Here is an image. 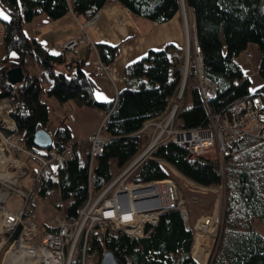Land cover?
Segmentation results:
<instances>
[{
	"label": "trees",
	"instance_id": "obj_1",
	"mask_svg": "<svg viewBox=\"0 0 264 264\" xmlns=\"http://www.w3.org/2000/svg\"><path fill=\"white\" fill-rule=\"evenodd\" d=\"M109 0H0V6L10 19L0 17L2 43L7 55L0 60V99H8L14 106L13 118L19 134L28 146L33 144L38 129H49L50 110L45 93L59 104L73 101L79 106L89 105L107 115L102 132L107 136L102 153L95 156L90 169V143H71L69 126L62 120L53 134V149L58 152L71 144L74 157L65 168H55L35 187L41 195L58 189L63 217L73 220L89 191L97 195L115 176L111 171L114 160L124 168L150 139L151 130H142L146 121L160 119L169 109L181 88L184 50L168 44L160 50H150L146 56L125 68L124 88L117 101L103 102L95 97L96 85L87 72L88 60L67 59L66 51L50 54L36 38L30 37L24 26L39 14L56 20L68 12L85 14L87 18L99 11ZM131 12L156 22L170 20L182 7V0H118ZM198 17L202 43L203 71L216 84V94L208 102L203 100L195 60L189 65L185 86L179 99L191 96V104L177 103V125L182 128L205 126L212 113H226L243 97H259L264 109V0H184ZM220 15L213 18L211 30L200 25V15ZM213 22L218 24L213 28ZM218 35V41L213 35ZM216 35V36H217ZM221 42L225 53L220 54ZM203 43L209 46L207 51ZM256 44L260 50L259 76L263 79L255 91L235 57ZM103 62L111 64L118 46L97 43ZM208 48V47H207ZM14 51L18 61L10 60ZM205 51V52H204ZM34 56L44 65L46 76L52 79L49 87L42 78L27 72L26 57ZM21 65L24 78L12 84L8 69ZM177 100V99H176ZM177 102V101H176ZM154 155L165 159L179 172L203 185L224 182L223 213L217 241L207 264H264V234L254 221L264 228V123L261 136L248 134L223 153V162L205 156L189 158L187 151L173 142L160 145ZM169 176L166 168L154 159L143 161L132 175V181L146 182ZM33 205L29 204L28 212ZM150 227L148 226L147 229ZM46 230L56 231L54 225ZM193 232L186 228L178 210L163 213L145 236H131L111 229L91 234L88 253L101 256L111 251L118 264H199L191 254ZM5 249V248H4ZM3 249V251H4ZM2 251V252H3ZM2 252L0 255H2ZM76 264V262L74 263Z\"/></svg>",
	"mask_w": 264,
	"mask_h": 264
},
{
	"label": "built area",
	"instance_id": "obj_2",
	"mask_svg": "<svg viewBox=\"0 0 264 264\" xmlns=\"http://www.w3.org/2000/svg\"><path fill=\"white\" fill-rule=\"evenodd\" d=\"M97 15L98 11L94 13V19ZM85 34L84 30L81 35L70 37L64 42L63 50L67 55L72 54L88 38ZM192 54L202 83L200 91L208 107L209 100L216 94L217 84L204 74L203 54L197 40ZM245 54L247 59L252 57L249 51ZM186 55L189 60L188 49ZM110 67L111 64L103 62L99 55L95 70L108 73ZM0 106L2 116L6 115L4 122L0 120V254L5 248L0 255L1 264L6 260L18 261L23 249L30 260L33 259L30 262L32 264H87L89 238L94 232L111 229L131 236H145L158 223L161 215L170 209L178 210L186 228L193 232L196 226L190 224L191 214L181 189L187 185L191 190L198 191L202 186L172 168L165 159L155 156L154 151L160 145L173 142L185 149L189 158L199 157L212 149L223 155L244 136H261L264 123V109L259 97L240 98L226 113H212L209 110L208 123L194 128H182L174 124L175 104L170 113L145 122L141 131H151L150 139L142 150L97 195L89 191L75 219L67 220L57 213L50 224L57 229L51 231L39 225L35 187L55 168H65L68 160L74 157L72 145L67 144L58 152L53 147L28 146L20 136L13 118V104L3 98L0 99ZM104 121L88 137L90 169L95 156L103 152L107 140L102 132ZM252 121L258 124L247 130ZM147 159L156 160L169 172L173 170L182 182L173 180L170 174L164 179L132 181L134 171ZM27 176L34 183L22 189V182ZM13 193L24 199L21 206L18 202L16 209L7 206ZM29 204L34 208L28 212Z\"/></svg>",
	"mask_w": 264,
	"mask_h": 264
},
{
	"label": "crops",
	"instance_id": "obj_3",
	"mask_svg": "<svg viewBox=\"0 0 264 264\" xmlns=\"http://www.w3.org/2000/svg\"><path fill=\"white\" fill-rule=\"evenodd\" d=\"M0 9H2L1 6ZM86 19L85 14L68 12L62 18L53 20L42 13L35 16L32 21L27 22L24 28L27 34L30 37H36L50 54L58 55L64 51L63 44L68 38L83 33L81 26L85 24ZM84 29L88 38L79 44L72 54H68L67 59L82 60L86 58L88 60L89 64L86 70L95 82V97L103 102L117 101L118 93L125 85V68L146 56L150 50H160L168 44H173L184 50L187 42L190 41L191 33L196 35L197 42H203L196 13L192 8L184 6L170 20L156 22L131 12L118 0H109L98 11L94 22L85 25ZM1 42L2 32L0 30ZM97 43L118 46L117 56L111 63L108 73H99L95 70V63L99 56ZM203 45L207 51L209 46L205 43ZM248 50L252 52V57L250 59L245 58V61L239 64L244 75L251 79L253 90L263 83V79L258 74L259 64L257 65V62L259 59L256 58V54L260 56V50L256 44H249ZM0 52L2 55L0 60H2L7 52L6 50H0ZM224 53L225 47L221 42L220 54L224 55ZM8 56L13 61L19 59L14 51H10ZM184 98V105H190L191 96L186 95ZM45 100L48 105L50 104L55 109L57 117L61 121L65 120L69 126L71 143L82 140L88 141V137L97 131L103 122L104 115L96 107L79 106L73 101L61 105L53 97H47ZM58 125L57 123L52 124L50 118L48 131L53 135ZM255 222L256 220L254 226L259 231Z\"/></svg>",
	"mask_w": 264,
	"mask_h": 264
},
{
	"label": "rangeland",
	"instance_id": "obj_4",
	"mask_svg": "<svg viewBox=\"0 0 264 264\" xmlns=\"http://www.w3.org/2000/svg\"><path fill=\"white\" fill-rule=\"evenodd\" d=\"M213 18H221L223 20L222 16L216 15V14L200 15V25L202 27H207L210 31L211 30L210 21H212ZM95 19H94L93 15L91 17L87 18L85 21V24L81 26V30L84 32V30H85L84 26L92 24ZM216 26H218V24L213 22V28H217ZM85 35H87V34H85ZM216 35L217 34L213 35L212 37L215 41L216 40L218 41L219 38H218V35L217 36ZM189 39H190V41L187 42L186 48L184 50L185 58H184V64H183V76H182V82H181V90L177 95V98H176L177 100L175 98L172 99L171 105H170L169 109L165 112L164 115L170 113L175 104L178 103L181 107H183V105L185 104V98L179 99V97H180L181 91L183 90L185 83H186V77L188 74L190 62L192 60H195V58H194L195 56L192 54V51H193L194 45L196 43V35L191 33V36ZM187 49H188V53H189V60L187 59V55H186ZM0 50L1 51L5 50V47H4L2 42L0 43ZM246 51H249V50L242 51L238 56L235 57V61L238 63H242L243 61H245V58H246L245 52ZM249 52H251V51H249ZM0 57H2L1 54H0ZM256 58H258L260 60V56L258 54H256ZM259 60L257 62V65L260 62ZM26 68H27V72L40 76L42 78L43 85L45 87H49L52 84V79L48 75L47 76L45 75L47 73H46V69H45L44 65L39 63V61L34 56L28 55L26 57ZM196 69H197V74H199L197 66H196ZM198 79H199V87H201L202 83H201V80L199 78V75H198ZM41 98L43 100H45L47 98L46 94L42 93ZM49 110H50V118H51L52 124H55V123H57V125L60 124L61 120L57 117L55 109L50 104H49ZM106 116L107 115H104V118ZM104 120L105 119H103L102 121H104ZM255 122L256 121L250 122L248 124L247 130H251L252 128H254V124H258ZM178 123H180V122H179L178 118L176 120V114H175L174 124L177 125ZM201 156H205V157L217 160L220 164L223 162V155L219 154L214 149H212L211 151L209 150L207 152L205 151L204 153H202ZM170 167H172V166H170ZM172 168H174V167H172ZM111 171L115 175L119 171V168L117 167V164L114 160L111 162ZM167 171H168V169H167ZM168 173L170 174L169 177L172 178L173 180L182 182V180L180 179V176L177 175L176 173H174L173 170L170 169V172L168 171ZM33 183H34L33 179L27 176L24 179V181L22 182V189H25L26 187L33 185ZM201 186L202 187L198 191H194V190H191V188H189L187 185H185L181 189V194H182V197H184L186 200L187 207L192 211L191 221H190V224L192 226H196V221H197L198 217L212 215L215 205L217 204V202L219 203V220H218V225H217L215 235L213 236V241L211 244V251H210V255H211L213 248L215 246V243L217 241L218 233H219L220 221H221L222 213H223V201H224V196H225L224 187L225 186H224V182H222L218 185H203V184H201ZM211 188H217V190L215 192H212V190H210ZM35 196H36V202H37V209H36L37 218H38V222H39V225L41 228L45 229L46 225H48V224L50 225L54 216L57 213H59L63 217V209L61 207L56 206V203H62L61 199L59 197L58 189L54 188L51 191V194L46 195V196H43L39 192L35 191ZM18 202H19V206H21L24 202V199L21 196H18L17 194L13 193V194H11V196L7 202V206L10 209H16L18 206ZM255 223H256L259 231H261V233H264V228L261 225L260 221L256 220ZM195 231H196V229L193 230L194 238H195ZM191 254L193 255V246L191 249ZM210 255H209V257H210ZM98 260H99V256L96 252L87 254V264H98ZM0 264H1V260H0Z\"/></svg>",
	"mask_w": 264,
	"mask_h": 264
},
{
	"label": "bare ground",
	"instance_id": "obj_5",
	"mask_svg": "<svg viewBox=\"0 0 264 264\" xmlns=\"http://www.w3.org/2000/svg\"><path fill=\"white\" fill-rule=\"evenodd\" d=\"M185 6V2H183ZM6 115L2 116L1 106H0V120L4 122ZM212 192H215L217 188H211ZM190 214L192 211L189 209ZM219 220V203L214 207L213 214L210 216H200L196 221V231L195 238L193 237V256L199 264H207L209 260V255L211 251V244L213 241V236L218 225ZM19 259L16 262L5 261L4 264H32L30 257L26 255L25 249L21 250L19 253Z\"/></svg>",
	"mask_w": 264,
	"mask_h": 264
},
{
	"label": "water",
	"instance_id": "obj_6",
	"mask_svg": "<svg viewBox=\"0 0 264 264\" xmlns=\"http://www.w3.org/2000/svg\"><path fill=\"white\" fill-rule=\"evenodd\" d=\"M183 2L184 0H182V3ZM6 75L8 81L12 84L21 82L24 78L23 67L21 65L14 66L7 70ZM52 138L53 135L48 130L38 129L34 134L33 144L44 148H52L53 146ZM99 264H118V262L116 260V257L113 255L111 251H105L101 256Z\"/></svg>",
	"mask_w": 264,
	"mask_h": 264
},
{
	"label": "snow or ice",
	"instance_id": "obj_7",
	"mask_svg": "<svg viewBox=\"0 0 264 264\" xmlns=\"http://www.w3.org/2000/svg\"><path fill=\"white\" fill-rule=\"evenodd\" d=\"M0 16H2L4 19H10V17L7 15V13H5L3 11V9H0ZM13 55H15V53H13ZM253 91H255V89H253ZM106 98V97H105Z\"/></svg>",
	"mask_w": 264,
	"mask_h": 264
}]
</instances>
